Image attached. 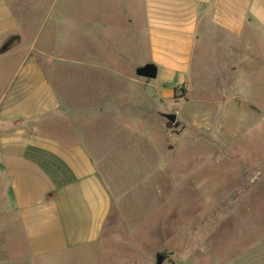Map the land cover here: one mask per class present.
<instances>
[{"label":"crops","instance_id":"obj_1","mask_svg":"<svg viewBox=\"0 0 264 264\" xmlns=\"http://www.w3.org/2000/svg\"><path fill=\"white\" fill-rule=\"evenodd\" d=\"M256 27L264 35V0H0V174L34 264H119L109 246L124 226L119 213L111 219L104 170L128 152L112 145L129 105H141L135 69L156 67L145 85L157 102L187 103L198 90L190 126L216 121L218 134L236 137L254 115L243 78ZM138 52L126 82L123 66ZM259 247L247 264H264Z\"/></svg>","mask_w":264,"mask_h":264},{"label":"rangeland","instance_id":"obj_2","mask_svg":"<svg viewBox=\"0 0 264 264\" xmlns=\"http://www.w3.org/2000/svg\"><path fill=\"white\" fill-rule=\"evenodd\" d=\"M118 26L115 23L116 39L121 35ZM262 33L255 28L254 45L244 52L254 54L249 75L243 78L254 115L239 121L236 137L218 134L216 121L203 122L207 124L201 129L190 126L196 114L190 108L201 98L195 88L189 89L187 103L157 102L145 85L148 81L138 77L144 83L142 96L135 89L141 105H129L136 114L119 122L125 133L112 145V150L127 148L131 153L121 151L116 159L112 155L109 169L104 170L112 197L111 219L119 213L116 223L124 226L115 238L119 243L109 246L108 256L115 263L157 264L160 255L161 264H247L256 250L250 247H264ZM142 54L127 58L131 63L123 66L126 82L133 77L132 68L142 65ZM111 63H116L114 58ZM177 95L180 98L178 90ZM183 107H187L184 122L177 118ZM162 113L175 114L177 120L168 125ZM163 148L170 153L164 154ZM11 208L8 185L0 174V264H34L20 241L16 218L6 213ZM12 229L15 243L7 234Z\"/></svg>","mask_w":264,"mask_h":264},{"label":"water","instance_id":"obj_3","mask_svg":"<svg viewBox=\"0 0 264 264\" xmlns=\"http://www.w3.org/2000/svg\"><path fill=\"white\" fill-rule=\"evenodd\" d=\"M135 75L139 78L154 80L157 75L156 67L152 64H146L144 66L137 67L135 69ZM162 117L169 123H175L176 115L175 114H162ZM163 262V257L157 256V264H161Z\"/></svg>","mask_w":264,"mask_h":264},{"label":"trees","instance_id":"obj_4","mask_svg":"<svg viewBox=\"0 0 264 264\" xmlns=\"http://www.w3.org/2000/svg\"><path fill=\"white\" fill-rule=\"evenodd\" d=\"M14 38H11V39H9L6 43H5V45L3 46V48H7V47H11L12 45H13V43H14V40H13ZM168 125L170 124V123H167Z\"/></svg>","mask_w":264,"mask_h":264}]
</instances>
